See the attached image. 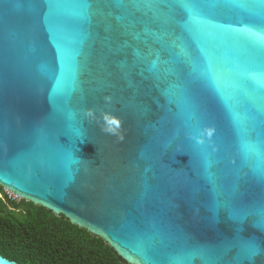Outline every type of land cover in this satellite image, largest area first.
I'll use <instances>...</instances> for the list:
<instances>
[{
  "label": "water",
  "instance_id": "obj_1",
  "mask_svg": "<svg viewBox=\"0 0 264 264\" xmlns=\"http://www.w3.org/2000/svg\"><path fill=\"white\" fill-rule=\"evenodd\" d=\"M0 186L127 264H264V0H0Z\"/></svg>",
  "mask_w": 264,
  "mask_h": 264
},
{
  "label": "trees",
  "instance_id": "obj_2",
  "mask_svg": "<svg viewBox=\"0 0 264 264\" xmlns=\"http://www.w3.org/2000/svg\"><path fill=\"white\" fill-rule=\"evenodd\" d=\"M0 254L21 264H127L100 237L0 186Z\"/></svg>",
  "mask_w": 264,
  "mask_h": 264
},
{
  "label": "clouds",
  "instance_id": "obj_3",
  "mask_svg": "<svg viewBox=\"0 0 264 264\" xmlns=\"http://www.w3.org/2000/svg\"><path fill=\"white\" fill-rule=\"evenodd\" d=\"M89 115H91V112L89 113ZM104 119L107 121V124H108V131H115L116 130V128L119 126V124H120V121L117 119V118H115V117H112V116H110V115H108V114H105V117H104Z\"/></svg>",
  "mask_w": 264,
  "mask_h": 264
},
{
  "label": "built area",
  "instance_id": "obj_4",
  "mask_svg": "<svg viewBox=\"0 0 264 264\" xmlns=\"http://www.w3.org/2000/svg\"><path fill=\"white\" fill-rule=\"evenodd\" d=\"M11 196L7 195L8 198L17 200L20 199L18 196H16L13 192L6 190Z\"/></svg>",
  "mask_w": 264,
  "mask_h": 264
},
{
  "label": "rangeland",
  "instance_id": "obj_5",
  "mask_svg": "<svg viewBox=\"0 0 264 264\" xmlns=\"http://www.w3.org/2000/svg\"><path fill=\"white\" fill-rule=\"evenodd\" d=\"M5 193H6V195H9V196H11L6 190H5ZM0 196L2 197L3 196V194L2 193H0ZM16 201H19V199H17Z\"/></svg>",
  "mask_w": 264,
  "mask_h": 264
}]
</instances>
